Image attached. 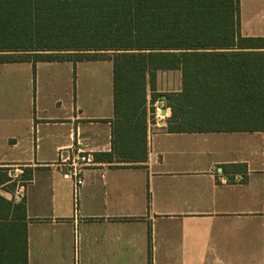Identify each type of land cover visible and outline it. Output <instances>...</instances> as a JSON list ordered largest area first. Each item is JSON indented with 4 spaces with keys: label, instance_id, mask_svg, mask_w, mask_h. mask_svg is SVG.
I'll list each match as a JSON object with an SVG mask.
<instances>
[{
    "label": "crops",
    "instance_id": "crops-1",
    "mask_svg": "<svg viewBox=\"0 0 264 264\" xmlns=\"http://www.w3.org/2000/svg\"><path fill=\"white\" fill-rule=\"evenodd\" d=\"M240 16L264 38V0ZM181 90L158 73L156 93ZM152 95L147 158L97 159L114 148L112 62L0 64V264H264V134L170 132ZM71 150L94 160L77 196Z\"/></svg>",
    "mask_w": 264,
    "mask_h": 264
},
{
    "label": "trees",
    "instance_id": "trees-1",
    "mask_svg": "<svg viewBox=\"0 0 264 264\" xmlns=\"http://www.w3.org/2000/svg\"><path fill=\"white\" fill-rule=\"evenodd\" d=\"M83 61L113 64L114 148L97 159L147 158L148 88L170 132L264 134V38L242 36L240 0H0V64ZM162 71L180 92H155Z\"/></svg>",
    "mask_w": 264,
    "mask_h": 264
},
{
    "label": "built area",
    "instance_id": "built-area-1",
    "mask_svg": "<svg viewBox=\"0 0 264 264\" xmlns=\"http://www.w3.org/2000/svg\"><path fill=\"white\" fill-rule=\"evenodd\" d=\"M156 119V125L160 126L162 118L156 115ZM71 154L70 162L67 165L68 171L65 174V178L73 183L74 193L77 196L79 189L84 184V173L93 165L94 160L90 154L81 152L79 150H71ZM60 158L63 159L62 155H60Z\"/></svg>",
    "mask_w": 264,
    "mask_h": 264
},
{
    "label": "rangeland",
    "instance_id": "rangeland-1",
    "mask_svg": "<svg viewBox=\"0 0 264 264\" xmlns=\"http://www.w3.org/2000/svg\"><path fill=\"white\" fill-rule=\"evenodd\" d=\"M95 68H96V67H95ZM94 72H95V73H98V71H97L96 69L94 70ZM98 74H102V73H98Z\"/></svg>",
    "mask_w": 264,
    "mask_h": 264
}]
</instances>
